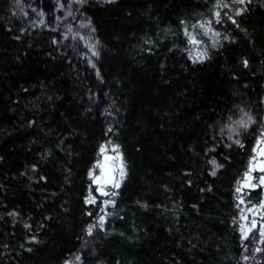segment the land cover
Segmentation results:
<instances>
[{
    "label": "trees",
    "instance_id": "16d2710c",
    "mask_svg": "<svg viewBox=\"0 0 264 264\" xmlns=\"http://www.w3.org/2000/svg\"><path fill=\"white\" fill-rule=\"evenodd\" d=\"M263 131L264 0H0V264H264L237 224Z\"/></svg>",
    "mask_w": 264,
    "mask_h": 264
},
{
    "label": "rangeland",
    "instance_id": "374dc122",
    "mask_svg": "<svg viewBox=\"0 0 264 264\" xmlns=\"http://www.w3.org/2000/svg\"><path fill=\"white\" fill-rule=\"evenodd\" d=\"M250 1L252 0H243V2ZM193 53L200 54V50L194 48ZM122 166L126 175L124 159L117 146L110 141L104 143L100 147L98 159L90 172L91 187L87 196L88 202L92 200L94 203L100 204L101 211H103L101 213L102 216L100 214V220L107 215L108 210L114 204L117 190L124 180L125 175L121 178ZM261 166H264V131L255 145L248 169L237 187L239 189L237 191V224L239 232L243 240L250 239L256 234L254 251H259L261 243L264 241V235L261 234L264 232V208L260 207L261 204H264V185L259 184V178L264 176V172L260 171ZM249 176L252 178L251 180H249ZM115 183H119L120 186L118 188L114 187ZM249 184L258 186L252 188L248 186ZM258 188L261 189L260 203H256L247 196L251 190ZM104 193H107V195ZM64 264H80L79 254H72Z\"/></svg>",
    "mask_w": 264,
    "mask_h": 264
},
{
    "label": "snow or ice",
    "instance_id": "6c2138e0",
    "mask_svg": "<svg viewBox=\"0 0 264 264\" xmlns=\"http://www.w3.org/2000/svg\"><path fill=\"white\" fill-rule=\"evenodd\" d=\"M81 2H83V0H81ZM108 2L109 3H112V2H114V0H108ZM240 2L242 3L243 2V0H240ZM217 15H219V13H217ZM196 41L193 39V43H195ZM93 55H98V53H96V52H93ZM245 63V65L247 64V61H245L244 62ZM251 118L249 117V120H250ZM242 127H247L248 125H247V122H245V121H243V120H241V121H239L238 122ZM109 131H111V129H109ZM237 143H239V141H237ZM102 151H103V149H102ZM212 163L214 164V165H216V162L215 161H212ZM216 167H220V165H216ZM260 171L261 172H264V166H261L260 167ZM124 175H125V173H124V171H123V166L121 167V178H123L124 177ZM212 175H215V171L212 173ZM252 178L249 176V180H251ZM259 184L260 185H264V176H261L260 178H259ZM120 185H119V183H115L114 184V187H119ZM249 187H252V188H255V187H257L258 185H255V184H249L248 185ZM237 191H239V189H237ZM105 195H107V193H104ZM115 194V193H114ZM89 202H94V201H92V200H90ZM241 203H243V201H241ZM260 207L261 208H264V204H261L260 205ZM102 223H103V221L101 220V226H102ZM88 232H89V234H91V232H92V228H89L88 229ZM262 235H264V232H262L261 233ZM77 259H79V257H77Z\"/></svg>",
    "mask_w": 264,
    "mask_h": 264
}]
</instances>
